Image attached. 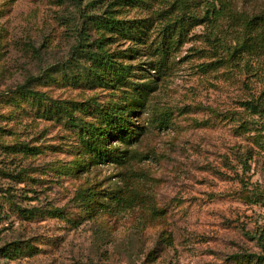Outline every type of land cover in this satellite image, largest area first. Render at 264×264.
I'll return each instance as SVG.
<instances>
[{
    "label": "rangeland",
    "instance_id": "1",
    "mask_svg": "<svg viewBox=\"0 0 264 264\" xmlns=\"http://www.w3.org/2000/svg\"><path fill=\"white\" fill-rule=\"evenodd\" d=\"M110 2L0 0V264H259L244 258L264 254V120L244 104L264 94V51L228 50L259 29L135 0L115 14L129 30L103 35ZM228 2L264 17V0ZM184 14L202 21L170 47ZM102 36L122 82L91 71ZM116 109L135 134L111 133L101 160L90 137Z\"/></svg>",
    "mask_w": 264,
    "mask_h": 264
},
{
    "label": "trees",
    "instance_id": "2",
    "mask_svg": "<svg viewBox=\"0 0 264 264\" xmlns=\"http://www.w3.org/2000/svg\"><path fill=\"white\" fill-rule=\"evenodd\" d=\"M135 0H111L109 3V10L106 12L105 17H99L93 22H96V24L100 27L103 31V35L105 33H115L120 32L123 34V32H127L129 30L127 28V25L124 24V20L118 19L115 14L119 13L118 9L123 8L124 6L132 7L133 2ZM179 1V0H178ZM186 0H180V2H184ZM205 3L207 7V14L209 19L218 20L224 17H231L232 19L236 20L237 22H240L241 24L244 23L246 25V31H249V29L253 30V33L256 32V29H259V33L256 34H247L248 36L244 35L241 36V38L237 39V45L231 49L229 48V52H231V55L235 57H239L243 52L247 53H256L264 51V17L263 16H257L254 17L251 20H248L247 17L244 15L239 14H233L231 11V8L229 6L228 0H201ZM184 6H187L184 4ZM184 16L179 22H169L166 28L169 29V27L172 24H178L179 30H177V34L173 36L174 30H166L168 32V42L170 43V47H176L183 36L184 30L186 29L187 20L189 19L191 23H195L196 25H200V20L196 16ZM178 29V28H176ZM84 31V30H83ZM82 31V32H83ZM123 31V32H122ZM166 32V33H167ZM84 35V37H83ZM82 40L85 41L86 38V32H83ZM178 37V38H176ZM85 38V39H83ZM103 41L106 40L105 37H101V42L98 47V52H87L86 57L94 62V66L91 68V71L95 75L97 79L103 82H107L109 79L114 77H119L118 81L122 82L123 79V73L122 69L119 70L114 66V61L112 60V55L107 52L103 48ZM212 41V40H210ZM217 41V39L215 40ZM214 41V46H215ZM102 45V46H101ZM232 56V57H233ZM101 70V73H100ZM113 71V72H111ZM264 76V75H263ZM21 94H28L31 95L34 99L45 101L47 99V96L43 93L34 91L30 89L27 86H22L20 88ZM247 112H249L251 115H259L261 119L264 120V94L259 100H254L251 102H247L244 104ZM109 120H110V126L112 127V130L110 132L103 131L100 135L98 140L94 136L90 137V140L92 141V144L97 145L100 148V153H98V158L101 160H107L115 157L114 149L112 145H109L106 142H109V135L114 132L117 137H124L129 138L132 137L135 134V131L133 130V127L130 125L128 119L130 117V114L125 110H112L109 113H107ZM249 130V127L246 128ZM260 149H264L261 147ZM261 153V152H260ZM259 153V154H260ZM257 153L253 149H250L246 156L244 157L243 163L248 167V164L250 161H252ZM254 190L249 191L248 188H246V200L250 201L251 203H254L253 199H256L258 196L255 194ZM259 200V199H258ZM260 241L262 242V245L264 246V238H260ZM248 262L256 261V263L264 264V254L260 256H253V255H246L245 258Z\"/></svg>",
    "mask_w": 264,
    "mask_h": 264
}]
</instances>
